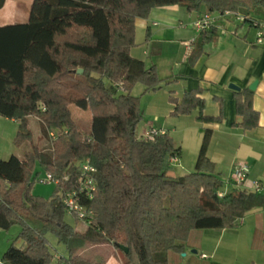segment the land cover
Wrapping results in <instances>:
<instances>
[{
  "label": "trees",
  "instance_id": "obj_1",
  "mask_svg": "<svg viewBox=\"0 0 264 264\" xmlns=\"http://www.w3.org/2000/svg\"><path fill=\"white\" fill-rule=\"evenodd\" d=\"M166 5L264 19V0H33L27 24L0 28V116L18 123L13 144L33 142L28 116L47 133L56 131L49 153L32 144L21 158L0 159V229L20 227L0 264H50L55 257L47 233L67 249L58 264H106L76 254L89 242L124 245L123 264H169L159 253L184 252L192 231L232 228L252 208L264 209V193L235 188L218 196L222 181L207 157L210 129L204 130L193 171L183 175L171 166L180 149L168 133L147 141L137 135L140 97L131 89L141 83L144 91L155 90L161 80L154 65L130 55L135 19ZM215 31L211 25L199 33L191 64ZM201 93L199 87L180 100L169 97L175 103L170 116L197 109V121L221 122V99L217 116L203 115ZM233 96L232 125L256 127L253 91L246 87ZM71 105L90 111L88 133L72 118ZM86 157L96 168V190L91 199L81 197L93 212L92 224L81 232L65 222L60 191L75 186V163ZM40 170L58 180L49 198L32 193Z\"/></svg>",
  "mask_w": 264,
  "mask_h": 264
},
{
  "label": "crops",
  "instance_id": "obj_2",
  "mask_svg": "<svg viewBox=\"0 0 264 264\" xmlns=\"http://www.w3.org/2000/svg\"><path fill=\"white\" fill-rule=\"evenodd\" d=\"M32 4L33 0H3L0 28L27 24ZM203 12L202 9L189 12L179 5H166L152 8L146 18L135 19V45L130 48V55L142 60L146 67L154 65L161 80L155 90L144 91L141 83L135 86L144 122L137 135L150 128L158 130L159 134L168 133L175 147L180 149L171 166L173 169L178 166L180 171L174 170L183 175L194 169L204 130L210 129L212 136L207 157L221 178V195L243 188L233 182L232 176L233 168L240 162L249 166L247 185L258 181L259 193H264V43L256 44V30L247 22H240L234 14L213 12L215 37L191 64L190 52L199 38L192 23ZM254 82L252 106L258 113V125L252 129L233 126L237 119L233 96L236 90L228 85L233 84L241 90ZM199 87L204 99L203 115L217 116V99H221V122L197 121V109L187 115L170 116L175 103L169 97L180 100L184 92ZM9 120L18 126L14 119ZM25 151L27 149L19 146L17 153H5V156L11 154L21 158ZM183 151L189 153L187 160L182 157ZM81 249L76 254L89 259ZM168 263L264 264V209L252 208L232 228L192 231L183 255L172 254ZM113 264H123V261Z\"/></svg>",
  "mask_w": 264,
  "mask_h": 264
},
{
  "label": "rangeland",
  "instance_id": "obj_3",
  "mask_svg": "<svg viewBox=\"0 0 264 264\" xmlns=\"http://www.w3.org/2000/svg\"><path fill=\"white\" fill-rule=\"evenodd\" d=\"M136 86V85H135ZM133 87L131 89V94L133 96L137 97V87ZM140 97V95H138ZM71 115L72 118L75 119L74 121L78 124L79 128L82 130L83 133H88L91 127V113L88 110H83L75 105L70 106ZM143 121L141 119L140 123L137 126V130H139L140 126L143 125ZM16 124L13 121H10L7 118H4L0 116V150H2L3 153H0V159H4L9 157L11 154H15L18 151V147L15 146L12 142L16 130H17ZM29 128L32 131L33 135V142H25L24 145H21L23 149L31 150L32 144L38 145V147L43 150L46 153H49L51 151V137L49 133L45 131L43 126L41 125L40 121L35 116H30L29 119ZM53 132L55 135L56 131H50ZM177 140V138H175ZM12 151V152H11ZM5 153H11L8 156H5L7 154ZM189 153H186V151L182 152V157L187 160L189 158ZM175 170L178 172L180 171V168L178 166L174 167ZM193 169V168H192ZM191 169V170H192ZM193 171V170H192ZM191 171V172H192ZM177 173V172H176ZM54 188L55 186L52 184H42V183H34L32 188L33 194H39L43 195L46 198L51 197L54 194ZM221 191V190H220ZM220 196V195H218ZM64 220L66 223L70 224L73 228H75L78 231H83L84 228H86V225L80 221L77 220L72 215L66 213L64 216ZM20 231V227L18 225H13L10 229L4 230L0 229V258L3 252L7 249L8 246H10V243L16 238ZM46 238L49 242V248L51 252L53 253L54 257L50 264H58V259L61 257H67V249L63 243H60L57 241L56 237L52 235L51 233L46 234ZM22 244V241H19L16 243V245L20 246ZM82 254L85 255V257L89 258L93 261H104L109 262L110 264L116 263V262H124L125 261V255L123 252L117 248L114 247V245L110 242H102V243H87L84 247H82L81 251ZM184 252L179 253V256H182ZM161 257L166 258L168 261H170V258L172 257V254L174 252L168 251V252H160L159 253ZM58 256V257H56ZM62 264V263H61Z\"/></svg>",
  "mask_w": 264,
  "mask_h": 264
},
{
  "label": "built area",
  "instance_id": "obj_4",
  "mask_svg": "<svg viewBox=\"0 0 264 264\" xmlns=\"http://www.w3.org/2000/svg\"><path fill=\"white\" fill-rule=\"evenodd\" d=\"M234 16L240 22H247L256 30V44L264 43V19L240 13H238V15L234 14ZM215 19L216 17L212 16L211 13H202L194 19L192 25L200 33L201 31H205L211 25L215 24ZM158 134V130L150 128L143 134L139 135V137L147 141L153 140ZM49 135L54 137L53 132H50ZM173 159L174 158H172L171 161H173ZM75 166L77 167V179L75 186H73L71 189L60 191V194L67 213L75 217L77 220L82 221L87 227L93 222V212L83 205L80 200L81 197L88 199L93 197L94 191L96 190L94 179V172L96 171V168L89 157L76 162ZM248 172L249 166L246 163H237L232 170V176L234 179L233 182H235V184L240 187L259 193L261 191V186L258 181H251L250 184L247 185ZM64 179L66 180L67 177ZM35 182L42 184H52L54 186L58 184V180L55 179L51 173L43 170H40ZM219 195H221V192H219Z\"/></svg>",
  "mask_w": 264,
  "mask_h": 264
},
{
  "label": "water",
  "instance_id": "obj_5",
  "mask_svg": "<svg viewBox=\"0 0 264 264\" xmlns=\"http://www.w3.org/2000/svg\"><path fill=\"white\" fill-rule=\"evenodd\" d=\"M82 71H83L82 68H78V69L76 70V72H77L78 74H81ZM254 84H255V82L252 83V84L249 86V88H250L251 90L254 89V87H255ZM228 86H229L230 88L234 89V90H238V88H237L235 85H233V84H230V85H228ZM117 247H118L119 249L123 250V252H124L125 254L128 253V249H127L126 247H124V245L117 244Z\"/></svg>",
  "mask_w": 264,
  "mask_h": 264
}]
</instances>
